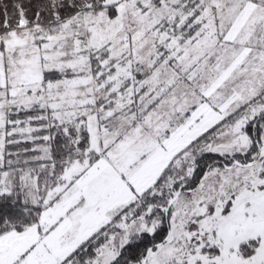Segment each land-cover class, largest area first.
I'll list each match as a JSON object with an SVG mask.
<instances>
[{
	"label": "snow or ice",
	"instance_id": "6c2138e0",
	"mask_svg": "<svg viewBox=\"0 0 264 264\" xmlns=\"http://www.w3.org/2000/svg\"><path fill=\"white\" fill-rule=\"evenodd\" d=\"M0 264H264V0H0Z\"/></svg>",
	"mask_w": 264,
	"mask_h": 264
}]
</instances>
